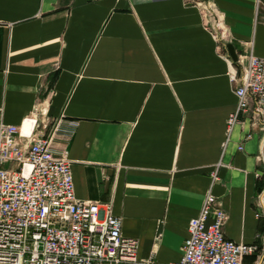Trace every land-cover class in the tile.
<instances>
[{"label":"crops","instance_id":"0c3cea01","mask_svg":"<svg viewBox=\"0 0 264 264\" xmlns=\"http://www.w3.org/2000/svg\"><path fill=\"white\" fill-rule=\"evenodd\" d=\"M213 1L226 41L185 0H0V122L38 108L77 196L110 202L137 256L159 264L181 255L208 190L225 235L264 248V123L243 116L225 140L229 71L239 54L264 56V3Z\"/></svg>","mask_w":264,"mask_h":264},{"label":"built area","instance_id":"2783aa9c","mask_svg":"<svg viewBox=\"0 0 264 264\" xmlns=\"http://www.w3.org/2000/svg\"><path fill=\"white\" fill-rule=\"evenodd\" d=\"M185 1L199 8L215 40H228L223 12L213 0ZM229 77L236 106L226 117L225 140L243 116L264 123V56L239 54ZM37 110L18 124L0 122V264H159L137 256V240L122 233V219L110 202L77 196L67 150L56 148L54 132L39 133ZM222 165L213 164V182ZM226 219L221 201L208 190L188 220L181 255L162 264H242L247 254L264 264L257 242L225 235Z\"/></svg>","mask_w":264,"mask_h":264}]
</instances>
